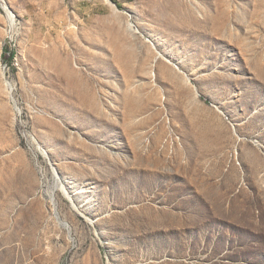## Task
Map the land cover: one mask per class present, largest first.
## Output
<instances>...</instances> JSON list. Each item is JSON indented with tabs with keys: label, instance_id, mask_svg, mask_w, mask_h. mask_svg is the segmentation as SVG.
<instances>
[{
	"label": "rangeland",
	"instance_id": "obj_1",
	"mask_svg": "<svg viewBox=\"0 0 264 264\" xmlns=\"http://www.w3.org/2000/svg\"><path fill=\"white\" fill-rule=\"evenodd\" d=\"M0 264H264V0H0Z\"/></svg>",
	"mask_w": 264,
	"mask_h": 264
},
{
	"label": "bare ground",
	"instance_id": "obj_2",
	"mask_svg": "<svg viewBox=\"0 0 264 264\" xmlns=\"http://www.w3.org/2000/svg\"><path fill=\"white\" fill-rule=\"evenodd\" d=\"M40 149V148H39Z\"/></svg>",
	"mask_w": 264,
	"mask_h": 264
}]
</instances>
